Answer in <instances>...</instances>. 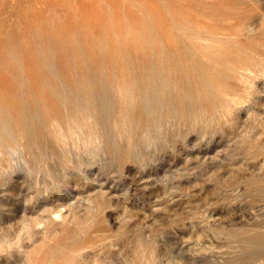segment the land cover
<instances>
[{
  "label": "rangeland",
  "instance_id": "rangeland-1",
  "mask_svg": "<svg viewBox=\"0 0 264 264\" xmlns=\"http://www.w3.org/2000/svg\"><path fill=\"white\" fill-rule=\"evenodd\" d=\"M263 31L264 0H0V242L32 236L0 264H264Z\"/></svg>",
  "mask_w": 264,
  "mask_h": 264
},
{
  "label": "bare ground",
  "instance_id": "bare-ground-1",
  "mask_svg": "<svg viewBox=\"0 0 264 264\" xmlns=\"http://www.w3.org/2000/svg\"><path fill=\"white\" fill-rule=\"evenodd\" d=\"M251 17H252V16H251ZM250 21H251V19H250ZM250 21H249V23H250ZM201 22H202V21H201ZM246 23H247V22H246ZM244 24H245V23H244ZM236 25H237V24H236ZM218 26H219V25H218ZM197 27H198V26H197ZM219 27H221V26H219ZM219 27H217V28H219ZM200 28H201V27H200ZM220 29H221V28H220ZM220 29H219V30H220ZM223 29H224V28H223ZM239 29H240V28H239ZM204 30H205V29H204ZM219 30H218V31H219ZM263 32H264V31H263ZM220 33H221V32H220ZM219 35H220V34H219ZM160 37H161V36H160ZM161 39H162V38H161ZM200 39H202V38H199V39H197V40H200ZM195 40H196V39H195ZM163 41H164V40H163ZM204 41L206 42V40H204ZM209 41H210V40H209ZM209 41H208V42H209ZM199 42H200V41H199ZM202 42H203V41H202ZM258 42H259V41H258ZM206 43H207V42H206ZM211 43H212V42H211ZM239 43H240V41H239ZM262 43H263V41H262ZM184 44H185V43H184ZM193 44H194V43H193ZM213 44H215V43H213ZM216 44H217V43H216ZM216 44H215V45H216ZM245 44L247 45V43H245ZM263 44H264V43H263ZM166 45H167V44H166ZM208 45H210V44H208ZM194 46H195V44H194ZM210 46H211V45H210ZM212 46H213V45H212ZM170 47H171V46H170ZM204 47H205V46H204ZM249 47H250V46H249ZM196 48H197V47H196ZM198 48H199V45H198ZM211 48H212V47H211ZM215 48H217V50H218L220 47H219V48H218V47H215ZM250 48H251V47H250ZM263 48H264V47H263ZM206 49H207V47H206ZM208 49H209V46H208ZM224 49H225V48H224ZM172 50H173V49H172ZM201 50H202V49H201ZM217 50H216V51H217ZM252 50H253V49H252ZM255 50H256V48H255ZM255 50H254V51H255ZM193 51H195V50L193 49ZM211 51H212V50H211ZM256 51H257V50H256ZM256 51H255V52H256ZM165 52H166V51H165ZM165 52H164V54H165ZM196 52H198V51L196 50ZM204 52H205V51H204ZM222 52H223V50H222ZM262 52H264V51H262ZM262 52H261V53H262ZM155 53H156V50H155ZM171 53H172V52H171ZM205 53H206V52H205ZM225 53H226V52H225ZM197 54H198V53H197ZM262 54H263V53H262ZM200 55H201V54H200ZM216 55H219V54H215V57H217ZM226 55H227V54H226ZM147 56H148V55H147ZM185 57H186V55H185ZM200 57H201V56H200ZM231 57H232V56H231ZM263 57H264V56H263ZM169 58L171 59V57H169ZM181 58H182V57H181ZM186 58H187V57H186ZM193 58H194V57H193ZM201 58H202V57H201ZM205 58H206V57H205ZM219 58H220V57H219ZM226 58H227V57H226ZM256 58H257V57H256ZM148 59H149V58H148ZM194 59H195V58H194ZM212 59H214V58H212ZM183 60H184V58H183ZM204 60L207 61L206 59H204ZM222 60H224V59H221V61H222ZM259 60H260V59H259ZM229 61H231V60H229ZM252 61H253V60H252ZM254 61H255V60H254ZM171 62H172V61H171ZM171 62H170V63H171ZM181 62H182V59H181ZM189 62H190V61H189ZM194 62H195V61H194ZM231 62H232V61H231ZM231 62H230V63H231ZM258 62H259V61H258ZM263 62H264V61H263ZM154 63H155V61H153V64H154ZM165 63H166V62H165ZM182 63H183V62H182ZM196 63H197V61H196ZM220 63H221V62H220ZM233 63H234V61H233ZM255 63H256V62H255ZM259 63H260V62H259ZM171 64H172V63H171ZM231 64H232V63H231ZM263 64H264V63H263ZM163 65H164V64H163ZM173 65H174V64H173ZM187 65H188V64H187ZM253 65H254V64H253ZM257 65H258V64H257ZM257 65H256V66H257ZM154 66H155V65H154ZM154 66H153V67H154ZM157 66H158V65H157ZM204 66H205V65H204ZM258 66H259V65H258ZM184 67H185V66H184ZM184 67H183V68H184ZM188 67H189V66H188ZM197 67H198V66H197ZM233 67L235 68V64H234ZM237 67H238V70H239L240 67H239L238 65H237ZM245 67H246V66H245ZM260 67H261V66H260ZM249 68H251V66H250ZM254 68H255V67H254ZM262 68H263V67H262ZM165 69H167V68H165ZM172 69H173V68H172ZM240 69H241V68H240ZM179 70L181 71V69H179ZM182 70H183V69H182ZM184 70H185V69H184ZM199 70H200V69H199ZM246 70H247V69H246ZM249 70H250V69H249ZM249 70H248V71H249ZM256 70H257V69H256ZM147 71H148V70H147ZM165 71H166V70H165ZM167 71H168V70H167ZM171 71H172V70H171ZM175 71H176V70H175ZM190 71H191V70H190ZM205 71H206V70H205ZM244 71H245V70H244ZM248 71H247V73H248ZM257 71H258V70H257ZM259 71H261V70H259ZM262 71H263V70H262ZM262 71H261V72H262ZM145 72H146V71H145ZM168 72H169V71H168ZM176 72H177V71H176ZM192 72H193V71H192ZM254 72H255V71H254ZM261 72H259V73H261ZM263 72H264V71H263ZM155 73H156V72H155ZM169 73H171V72H169ZM169 73H168V74H169ZM182 73H183V71H182ZM182 73H181V74H182ZM147 74H148V73H147ZM156 74H157V73H156ZM175 74H176V73H175ZM186 74H187V73H186ZM161 75H162V74H161ZM170 75H171V74H170ZM170 75H169V76H170ZM176 75H177V74H176ZM187 75H188V74H187ZM198 75H199V74H198ZM193 76H194V74H193ZM200 76H201V75H200ZM164 77H166V76L164 75ZM181 77H182V76H181ZM162 78H163V77H162ZM171 78H172V77H171ZM191 78H192V77H191ZM198 78H199V77H198ZM201 78H202V77H201ZM215 78H216V77H215ZM154 79H155V77H154ZM173 79H174V78H173ZM181 79H182V78H181ZM211 79H212V78H211ZM211 79H210V83H211ZM177 80H178V79H177ZM179 80H180V78H179ZM203 80H204V79H203ZM203 80H202V81H203ZM219 80H220V79H219ZM219 80H218V81H219ZM166 81H167V80H166ZM169 81H170V80H169ZM172 81H174V80H172ZM198 81H199V80H198ZM157 82H158V81H157ZM175 82H177V81L175 80ZM180 82H181V81H180ZM189 82H190V80H189ZM199 82H200V81H199ZM227 82H228V80H227ZM148 83H149V82H148ZM153 83H154V85H155L154 80H153ZM218 83H219V82H218ZM157 84H158V83H157ZM159 84H160V83H159ZM171 84H174V83H171ZM182 84H183V83H182ZM188 84H189V83H188ZM199 84H200V83H199ZM201 84H202V82H201ZM212 84H213V83H211V85H212ZM214 84H215V83H214ZM219 84H220V83H219ZM222 84H223V83H222ZM226 84H227V83H226ZM149 85H150V84H149ZM176 85H177V84H176ZM195 85H197V82H196ZM202 85H203V84H202ZM220 85H221V84H220ZM185 86H186V85H185ZM190 86H191V85H190ZM188 87H189V85H188ZM188 87H187V88H188ZM199 87H200V86H199ZM222 87H223V86H222ZM226 87H227V86H226ZM170 88H171V87H170ZM172 88H174V87H172ZM176 88H177V87H176ZM211 88H212V87H211ZM230 88H231V87H230ZM197 89H198V88H197ZM163 90H164V89H163ZM212 90H213V89H212ZM219 90H220V88H219ZM222 90H223V89H222ZM233 90H235V89H233ZM172 91H173V90H172ZM172 91H171V92H172ZM189 91H190V90H189ZM193 91H194V89H193ZM193 91H192V92H193ZM198 91H199V90H198ZM223 91H224V90H223ZM228 91H229V90H228ZM199 92H200V91H199ZM224 92H225V91H224ZM190 93H191V92H190ZM195 93H197V92H195ZM187 94H188V93H187ZM193 94H194V93H193ZM197 94H199V93H197ZM213 94H215V93H213ZM216 94H217V92H216ZM169 95H170V94H169ZM174 95H175V93H174ZM195 95H196V94H195ZM203 95H204V94H203ZM228 95H229V94H228ZM231 95H232V93H231ZM56 96H57V95H56ZM206 96H207V95H206ZM222 96H223V95H222ZM226 96H227V95H226ZM194 97H195V96H194ZM214 97H215V95H214ZM173 98H174V96H173ZM216 98H217V96H216ZM165 99H166V98H165ZM196 99H197V98H196ZM198 99H199V97H198ZM217 99H218V98H217ZM214 100H215V99H214ZM220 101H221V100H220ZM222 101H223V99H222ZM197 102H198V100H197ZM225 102H226V101H225ZM218 103H219V102H218ZM218 103H217V104H218ZM221 103H222V102H221ZM198 104H199V102H198ZM214 104H215V103H214ZM223 105H224V103H223ZM218 106H219V105H218ZM220 106H221V105H220ZM224 106H225V105H224ZM221 107H223V106H221ZM201 109H202V108H201ZM201 109H200V110H201ZM201 112H202V111H201ZM56 118H57V117H56ZM71 119H72V118H71ZM52 120H54V118H53ZM54 122H56V121H54ZM54 122H53V123H54ZM74 126H76V124H75ZM68 127H69V126H68ZM76 129H77V128H76ZM71 130H74V129H71ZM77 130H78V129H77ZM75 131H76V130H75ZM79 132H80V131H78V133H79ZM59 133H60V132H59ZM59 133L57 134L56 137L61 136V135H59ZM61 133H62V132H61ZM69 133H72V132H69ZM74 133H76V132H74ZM67 134H68V133H67ZM63 135H64V134H63ZM63 135H62V137H63ZM69 135H70V134H68V136H69ZM71 135H72V134H71ZM80 135H81V134H80ZM96 135H97V134H96ZM64 136H65V137H63V138H66V135H64ZM90 136H91V135H90ZM90 136H88V137H90ZM92 136H93V135H92ZM72 137H73V136H72ZM74 137H75V136H74ZM77 137H78V135H77ZM88 137H87V138H88ZM97 137H98V136H97ZM59 138H60V137H59ZM75 138H76V137H75ZM93 138H94V137H93ZM89 139H90V138H89ZM97 139H98V138H97ZM60 140H61V138H60ZM69 140H71V138H70ZM79 140H80V137H79ZM84 140H85V139H84ZM87 140H88V139H86V141H87ZM93 140L96 141L95 138H94ZM93 140H92V141H93ZM61 141L64 142V140H61ZM86 141H85V142H86ZM92 141H91V142H92ZM10 142H11V141H10ZM82 142H83V140H82ZM85 142H83V143H85ZM80 143H81V142H80ZM80 143H79V144H80ZM86 143H87V142H86ZM76 144H77V143H76ZM76 144H74V145H76ZM79 144H78V146H79ZM81 144H82V143H81ZM88 144H89V141H88ZM88 144H87V146H88ZM72 145H73V144H72ZM85 145H86V144H85ZM8 146H9V145H8ZM78 146H77V148H78ZM87 146H86V147H87ZM10 147H11V146H10ZM8 148H9V147H8ZM84 148H85V147H84ZM260 180H261V179H260ZM260 180H259V183L261 182ZM252 181H254V180H252ZM252 181H251V182H252ZM256 182H257V180H256ZM256 182H255V183H256ZM262 182H264V181H262ZM253 183H254V182H253ZM255 183H254V184H255ZM259 183H257V184L260 185ZM252 185H253V184H252ZM247 187H248V185H247ZM248 188H249V187H248ZM253 188H255V186H254ZM250 189H251V188H250ZM255 189H257V188H255ZM252 191H253V190H252ZM252 191H251V192H252ZM255 192H256V191H255ZM255 192H253V194H254ZM259 193H260V195H261V192H259ZM253 194H252V195H253ZM248 195H249V194H248ZM253 199H254V198H253ZM259 200H261V199H259ZM261 202H262V201H261ZM263 202H264V201H263ZM252 203H253V202H252ZM255 203H257V202H255ZM263 204H264V203H263ZM59 215H60V214H59ZM21 219H22V218H21ZM21 219H20V220H21ZM22 220H23V219H22ZM25 222H26V221H25ZM19 223H20V222H19ZM22 223H24V222H22ZM22 223H20V224H22ZM36 224H38V223H36ZM18 225H19V224H18ZM17 227H18V226H17ZM14 228H15V227H14ZM262 228H263V227H262ZM15 229H16V228H15ZM81 229H82V228H81ZM84 229H85V228H84ZM12 230H13V229H12ZM19 230H20V229H19ZM79 230H80V228L78 229V231H79ZM15 231H17V229H16ZM15 231H14V232H15ZM14 232H12V234H13ZM17 232H18V231H17ZM17 232H16V233H17ZM80 232H81V231H80ZM87 232H88V231H87ZM259 232H260V231H259ZM3 233H5V232H3ZM77 233H78V232H77ZM77 233H74V235H75V234L77 235ZM5 234H6V233H5ZM82 235H83V234H82ZM85 235H87V234H85ZM90 235H91V234H90ZM92 235H93V234H92ZM80 236H81V235H80ZM93 236H94V235H93ZM257 236H259V235H257ZM6 237H8V236H6ZM82 237H83V236H82ZM82 237H81V238H82ZM86 237H87V236H86ZM86 237H84V238H86ZM94 237H95V236H94ZM78 238H79V237H78ZM256 238H257V237H256ZM75 239H76V237H75ZM69 240H70V239H69ZM96 240H97V238H96ZM66 241H68V240H66ZM70 241H71V240H70ZM78 241H79V240H78ZM78 241H77V242H78ZM91 241H92V240H91ZM94 241H95V240H94ZM94 241H93V242H94ZM253 241H254V240H253ZM8 242H9V241H8ZM8 242H7V243H8ZM250 242H251V241H250ZM254 242H255V241H254ZM5 243H6V242H5ZM96 243H97V242L95 241V243H93V244L95 245ZM80 244H81V243H80ZM87 244H88V243H87ZM54 245H55V244H54ZM69 245H70V244H68V246H69ZM85 245H86V244H85ZM91 245H92V243H90V246H91ZM73 246H74V245H73ZM80 246L82 247V246H84V244H83V245H80ZM96 246H97V245H96ZM69 247H70V246H69ZM141 247H142V245H141ZM59 248H60V247H59ZM83 248L85 249V247H83ZM86 248H87V246H86ZM88 248H89V246H88ZM88 248H87V249H88ZM91 248H92V247H91ZM91 248H89V249H91ZM51 249H52V248H51ZM53 249H54V248H53ZM143 249H144V248H143ZM64 250H65V249H64ZM81 250H82V249H81ZM81 250H80V251H81ZM140 250H141V249H140ZM74 251H77V250H74ZM143 251H144V250H143ZM143 251H140V252H143ZM51 252H52V251H51ZM77 252H79V251H77ZM77 252H75V253H77ZM83 252H85V250H84ZM92 252H93V250H92ZM49 253H50V252H49ZM57 253H58V252H57ZM70 253H71V251H70ZM79 253H80V252H79ZM133 253H134V252H133ZM135 253H136V252H135ZM54 254H55V253H54ZM61 254H62V253H61ZM67 254H68V253H67ZM89 254H91V253H89ZM137 254H138V253H137ZM141 254H142V253H141ZM257 254H258V253H257ZM257 254H255V255H257ZM76 255H77V254H76ZM97 255H98V254H97ZM133 255H135V254H133ZM138 255H139V254H138ZM255 255L253 254V256H255ZM59 256H60V254H59ZM135 256H136V255H135ZM141 256H143V255H141ZM141 256H138V257L140 258ZM257 256H259V255H257ZM263 256H264V255H263ZM53 257H54V256H53ZM71 257H73V256H71ZM74 257H75V254H74ZM84 257H85V256H84ZM91 257H92V256H90L88 259H90ZM99 257H100V256H99ZM99 257H98V258H99ZM48 258H49V257H48ZM66 258H67V256H66ZM68 258H69V257H68ZM98 258H97V259H98ZM131 258H132V257H131ZM139 258H138V259H139ZM143 258H144V256H143ZM262 258H263V257H262ZM54 259H55V257H54ZM69 259H71V258H69ZM72 259H73V258H72ZM72 259H71V260H72ZM75 259H76V258H75ZM81 259H82V258H81ZM99 259H101V258H99ZM103 259H104V258H103ZM135 259H136V257H135ZM138 259H137V261H140V263L137 262V264H141V261H142V260H141V259L138 260ZM145 259H146V258H145ZM145 259H144V262L146 261ZM77 260H78V259H77ZM83 260H84V259H83ZM94 260L96 261V257H94L93 261H94ZM130 260H131V262H132V259H130ZM51 261H52V260H51ZM95 261H94V262H95ZM97 261H99V264H100V260H97ZM101 261H102V259H101ZM43 262H44V261H43ZM70 262H71V261H70ZM82 262H84V261H82ZM85 262H87V261H85ZM91 262H92V261H91ZM88 263H89V260H88ZM92 263H93V262H92ZM96 263H98V262H96ZM109 263H110V262H109ZM109 263H108V264H109ZM133 263H134V261H133ZM142 263H143V261H142ZM47 264H48V263H47ZM83 264H87V263H83ZM104 264H106V263H104ZM135 264H136V262H135ZM146 264H147V263H146Z\"/></svg>",
  "mask_w": 264,
  "mask_h": 264
},
{
  "label": "clouds",
  "instance_id": "clouds-1",
  "mask_svg": "<svg viewBox=\"0 0 264 264\" xmlns=\"http://www.w3.org/2000/svg\"><path fill=\"white\" fill-rule=\"evenodd\" d=\"M28 232L29 230L25 228V230L17 234L16 239L12 243L0 242V253H3L5 251L11 252L13 250L23 252V244L25 242L31 243L32 240V236L28 234Z\"/></svg>",
  "mask_w": 264,
  "mask_h": 264
}]
</instances>
